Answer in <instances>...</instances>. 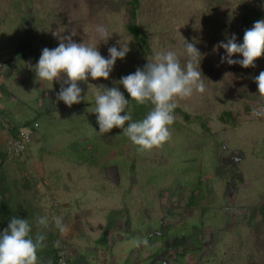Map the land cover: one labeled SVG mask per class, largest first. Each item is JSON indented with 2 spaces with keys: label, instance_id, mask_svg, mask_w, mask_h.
<instances>
[{
  "label": "rangeland",
  "instance_id": "rangeland-1",
  "mask_svg": "<svg viewBox=\"0 0 264 264\" xmlns=\"http://www.w3.org/2000/svg\"><path fill=\"white\" fill-rule=\"evenodd\" d=\"M137 1L131 22L147 40L145 58L126 29V0H0V120L8 126L28 122L34 133L23 158L8 155L4 161L10 207L26 215L33 235L43 231L57 239L54 218L66 219L81 264H102L103 255L107 263L150 264L163 229L191 237L175 264H264V116L254 115L264 107L254 82L264 71V54L242 68L222 63L225 51L218 46L233 34L242 43L238 36L253 27L240 23L243 6L264 14V0ZM97 25L107 29V42L99 39ZM70 33L76 42L98 45L103 56L120 40L131 50L108 80L79 82L85 100L68 107L56 98L60 82L37 80L34 66L42 49L55 48ZM183 37L202 54L205 91L177 99L170 138L137 151L120 129L100 134L91 113L95 86H116L164 49L176 51L183 65ZM120 90L130 99L122 85ZM129 107L133 120H140L152 106L130 100ZM227 111L239 116L237 125L220 122ZM6 128H0L1 151ZM228 154L239 175L234 202L224 198L219 181V162ZM170 199L178 206L172 212ZM39 216L48 217L46 229L36 226ZM209 233L210 252L201 247ZM72 258L69 264H77Z\"/></svg>",
  "mask_w": 264,
  "mask_h": 264
},
{
  "label": "clouds",
  "instance_id": "clouds-1",
  "mask_svg": "<svg viewBox=\"0 0 264 264\" xmlns=\"http://www.w3.org/2000/svg\"><path fill=\"white\" fill-rule=\"evenodd\" d=\"M95 32L104 42L111 37L103 25H97ZM59 40L55 48L42 49L34 71L39 81L60 82L56 98L68 107L85 100L87 94L82 95L79 82L99 78L108 80L116 61L123 60L131 50L130 42L120 40L117 42L119 47H109L108 55L103 56L98 45L76 42L71 33ZM218 46L225 51L221 56L222 63L242 68L254 66V61L264 54V19L244 32L242 43H238L233 34ZM180 54L185 58L183 65L176 51L164 49L155 52L142 68L115 81L116 86H95L91 113L96 116L98 132L103 135L111 133L114 128L120 129L119 135L127 137L137 151L151 150L166 142L171 135L177 99L205 91L200 69L202 54L195 43L184 38ZM234 56L240 58L233 59ZM254 82L258 94L264 96V71L254 78ZM121 85L130 99L120 90ZM130 100L152 107L143 119L133 120ZM254 115L264 116V107L254 110ZM18 147L22 149V145ZM35 223L38 229H46L49 220L47 216H39ZM54 223L60 232L64 231L61 217H55ZM32 227L28 218L13 216L7 227L0 230V264H39L37 252L45 247L46 235L43 231L33 235Z\"/></svg>",
  "mask_w": 264,
  "mask_h": 264
},
{
  "label": "trees",
  "instance_id": "trees-1",
  "mask_svg": "<svg viewBox=\"0 0 264 264\" xmlns=\"http://www.w3.org/2000/svg\"><path fill=\"white\" fill-rule=\"evenodd\" d=\"M215 3L217 0H214ZM126 6L128 7V13H129V21L126 24V29L128 33L133 37L135 41H137L139 52L141 53L142 57H147L148 52H149V47L147 40L145 36L138 30V28L131 22L135 18L136 15V10L138 6V1L137 0H126ZM243 16L241 20V25L242 26H252L254 25L255 22L264 19V14L261 11H258L254 7H248V6H243ZM231 24V23H230ZM241 26V27H242ZM230 27L233 29L234 28V33L238 35V27L236 28L234 24H231ZM240 27V26H239ZM238 30L237 32H235ZM248 29H245V31ZM244 35V33H243ZM238 38L243 40V36H238ZM146 63L142 64V67ZM185 120H189V117L187 114H182ZM238 115L234 114L232 111H227L223 112L219 116V120L221 123H230L231 125H237L238 123ZM259 119H263V116H257ZM3 125L6 126V132L8 136H16L18 134V131L21 128H30V124L28 122H25L24 124H17V125H7L3 121L0 120V128H3ZM203 127H205L204 124H202ZM206 130H209V126L205 127ZM33 130V129H32ZM27 149V147H26ZM26 151V150H25ZM25 154V152H24ZM8 156L7 150L5 149L4 151L0 150V230H3L4 228L7 227V223L13 216H20L21 218L26 217L25 214H23L20 210L13 209L10 207V200L13 198L12 197V190L10 189V185L8 181L6 180V175H5V170H4V161L6 157ZM16 157V156H14ZM24 157V156H23ZM20 159V157H16ZM9 194V196H8ZM7 197V198H6ZM46 235V240H45V247L42 248L37 252L38 259H39V264H57V259H58V252L61 246L64 248V243L63 241H56L57 239L55 236H52L49 233H44ZM56 242H59V246H56Z\"/></svg>",
  "mask_w": 264,
  "mask_h": 264
},
{
  "label": "flooded vegetation",
  "instance_id": "flooded-vegetation-1",
  "mask_svg": "<svg viewBox=\"0 0 264 264\" xmlns=\"http://www.w3.org/2000/svg\"><path fill=\"white\" fill-rule=\"evenodd\" d=\"M219 167L221 168V171L219 173V181L220 183H222L223 185V195L224 198L228 199H232L235 196V192L237 191V178L239 177V175L237 174V170L236 169V162L235 159H233V157L231 155H227V157L225 159H223L222 162H219ZM229 169V170H227ZM165 198V197H164ZM232 201L234 202V200L232 199ZM230 202V201H229ZM226 207L230 206L227 201H226ZM169 204V210L172 212V208H177L178 206L176 205L175 202V206H173L172 204V199L169 200L168 202ZM233 205V204H232ZM229 208V207H228ZM124 229L127 230V224L124 225ZM148 230V229H147ZM151 233V232H150ZM147 235H151V234ZM174 232H169V231H165L164 229L162 230L161 233V237L163 238V242H162V246L160 248V250H158L159 253V258H160V263L162 264H175V262H177V258L179 257V253L183 254V250L181 249L182 246H186L191 244V237L187 238L185 236L178 238L176 235L173 234ZM157 234V233H156ZM197 239V237H196ZM205 239H206V245H203L201 247H203V249H211V246H213L214 244V235L209 233V234H205ZM185 250L184 247H182ZM180 250V251H179ZM204 254V253H203ZM182 256V255H180Z\"/></svg>",
  "mask_w": 264,
  "mask_h": 264
},
{
  "label": "built area",
  "instance_id": "built-area-1",
  "mask_svg": "<svg viewBox=\"0 0 264 264\" xmlns=\"http://www.w3.org/2000/svg\"><path fill=\"white\" fill-rule=\"evenodd\" d=\"M33 130L21 128L16 136H8L7 153L12 156L23 158L27 145L32 141ZM22 145V149L18 146ZM57 264H69L67 253L61 246L58 252Z\"/></svg>",
  "mask_w": 264,
  "mask_h": 264
},
{
  "label": "crops",
  "instance_id": "crops-1",
  "mask_svg": "<svg viewBox=\"0 0 264 264\" xmlns=\"http://www.w3.org/2000/svg\"><path fill=\"white\" fill-rule=\"evenodd\" d=\"M62 224H63V227H64V231L63 232H57V235H58L57 240L60 238L61 241H63L64 244L68 247V254H69V257H70L69 260H71V258L74 256V258H72V262L73 263L77 262V264H81L77 260V257L74 255V253H76L75 246L77 247V245L73 242L74 237L71 234V232H72V230L70 229L71 225L66 221V219L64 221L62 220ZM120 226H121V224H120ZM151 230L152 229L149 228L146 233L149 234L151 232ZM96 252L97 251L93 250L92 252L90 251L89 253L94 254ZM70 253L72 254V256H70ZM159 257H160L159 253H157L155 259L150 264H156L157 262L160 263V258ZM103 260H104V263H102V264H115L114 258L112 259V261H109L107 263V255H103Z\"/></svg>",
  "mask_w": 264,
  "mask_h": 264
},
{
  "label": "bare ground",
  "instance_id": "bare-ground-1",
  "mask_svg": "<svg viewBox=\"0 0 264 264\" xmlns=\"http://www.w3.org/2000/svg\"><path fill=\"white\" fill-rule=\"evenodd\" d=\"M28 146V145H27ZM9 155V154H8Z\"/></svg>",
  "mask_w": 264,
  "mask_h": 264
}]
</instances>
